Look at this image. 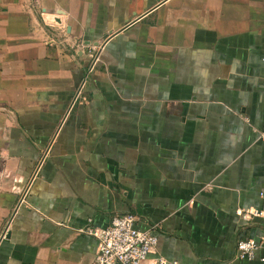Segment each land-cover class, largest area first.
I'll return each instance as SVG.
<instances>
[{
    "label": "crops",
    "instance_id": "obj_1",
    "mask_svg": "<svg viewBox=\"0 0 264 264\" xmlns=\"http://www.w3.org/2000/svg\"><path fill=\"white\" fill-rule=\"evenodd\" d=\"M263 127L264 0H0V264H93L127 214L169 262L264 264Z\"/></svg>",
    "mask_w": 264,
    "mask_h": 264
},
{
    "label": "built area",
    "instance_id": "obj_2",
    "mask_svg": "<svg viewBox=\"0 0 264 264\" xmlns=\"http://www.w3.org/2000/svg\"><path fill=\"white\" fill-rule=\"evenodd\" d=\"M55 43V40H50ZM91 71L99 61V53L95 48L91 51ZM264 139V127L261 131ZM239 216L247 222L255 219L264 220V209L240 210ZM137 216L133 214L116 215L111 225L105 229L87 230V233L98 242V251L93 264H179L169 262L163 257L156 256L158 237L152 228L148 231L136 227ZM260 243L252 239L240 240L237 244L238 258L254 260Z\"/></svg>",
    "mask_w": 264,
    "mask_h": 264
}]
</instances>
